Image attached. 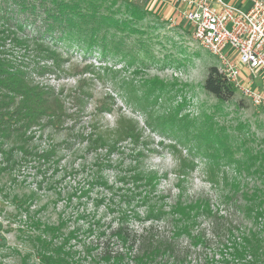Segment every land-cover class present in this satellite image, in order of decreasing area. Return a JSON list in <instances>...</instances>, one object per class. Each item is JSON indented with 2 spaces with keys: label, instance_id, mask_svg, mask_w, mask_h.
Returning <instances> with one entry per match:
<instances>
[{
  "label": "rangeland",
  "instance_id": "374dc122",
  "mask_svg": "<svg viewBox=\"0 0 264 264\" xmlns=\"http://www.w3.org/2000/svg\"><path fill=\"white\" fill-rule=\"evenodd\" d=\"M138 25L144 29L118 31L119 41L124 37L121 49H96L88 56L70 47L77 45L71 36L41 35L43 29L29 26L6 29L25 39L28 50L15 47L13 52L26 62L34 82L56 91L65 86L64 93H72L85 78L92 95L75 118L67 117L64 128L44 120L28 130L27 141L14 135L0 144V264H44L35 241L46 226H59L58 242L76 232L69 245L84 260L87 246L98 248L101 231L118 223L137 230L151 223L130 177L136 171L155 173L154 193L167 195L168 203L181 194L185 199L209 195L219 204L233 179L242 177L248 189L258 184L254 176L235 170L221 142L234 147V157H241L244 147L264 149V108L237 91L220 101L204 88L208 68L218 60L195 41L180 15L172 19L153 12ZM42 43L61 53L65 72L37 56ZM86 65L92 69L85 70ZM106 94L114 97V111L98 114L96 106ZM63 98L66 110L76 111L72 98ZM120 116L136 121L145 143L126 138L112 153L107 147L88 149L85 137L91 132L112 136ZM48 150L46 158L36 155ZM100 176L112 188L100 184Z\"/></svg>",
  "mask_w": 264,
  "mask_h": 264
},
{
  "label": "trees",
  "instance_id": "16d2710c",
  "mask_svg": "<svg viewBox=\"0 0 264 264\" xmlns=\"http://www.w3.org/2000/svg\"><path fill=\"white\" fill-rule=\"evenodd\" d=\"M118 2L120 5L115 7ZM149 13L153 12L145 3L135 0H0V144L14 135L27 141L28 130L41 126L44 120L57 129L64 128L67 117L75 118L92 95L85 78L78 79L79 87L72 93H64L65 86L56 91L54 86L34 82L26 62L13 52L15 47L28 50L25 39L6 29L29 26L43 29L41 35L71 36L77 45L70 47L78 46L88 56L96 49L103 53L116 46L121 49L118 44L124 37L119 41L118 31L130 34L144 29L138 24ZM39 49V58L50 59L56 69L66 71L60 67L64 59L57 48L42 43ZM217 66L208 68L204 88L218 100L228 101L236 89ZM43 68L56 73L52 67ZM84 69L92 68L86 65ZM68 95L77 106L72 113L66 110L63 98ZM114 104L111 94L102 96L96 106L98 114L113 112ZM117 123L110 137L99 132L86 136L88 149L107 147L112 153L126 138L137 145L145 143L135 120L120 116ZM221 146L230 153V164L239 174L259 180L253 189L244 187L242 177L231 182L225 178L229 189L219 204L209 195L185 199L181 194L174 203H168L167 195L154 193L157 175L136 171L130 177L139 194L138 203L146 205L145 216L151 223L140 230L118 223L109 231H101L99 237L103 239L98 240V248L87 246L84 260L69 245L76 232L58 242L54 238L59 226H46L35 241L38 258L44 264H264V149L252 151L244 147L240 149L243 155L234 157L232 145L222 141ZM51 151L36 155L46 158ZM190 164L195 165L193 161ZM210 179L219 183L216 177ZM98 182L112 188L101 176Z\"/></svg>",
  "mask_w": 264,
  "mask_h": 264
},
{
  "label": "built area",
  "instance_id": "2783aa9c",
  "mask_svg": "<svg viewBox=\"0 0 264 264\" xmlns=\"http://www.w3.org/2000/svg\"><path fill=\"white\" fill-rule=\"evenodd\" d=\"M243 98L264 108V0H172Z\"/></svg>",
  "mask_w": 264,
  "mask_h": 264
},
{
  "label": "crops",
  "instance_id": "0c3cea01",
  "mask_svg": "<svg viewBox=\"0 0 264 264\" xmlns=\"http://www.w3.org/2000/svg\"><path fill=\"white\" fill-rule=\"evenodd\" d=\"M137 2L145 3L148 10L158 12L164 16H169L172 19L177 17L178 4H174L172 0H135Z\"/></svg>",
  "mask_w": 264,
  "mask_h": 264
}]
</instances>
